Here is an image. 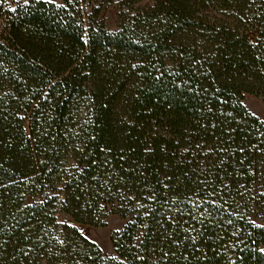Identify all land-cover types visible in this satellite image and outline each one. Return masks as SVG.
Masks as SVG:
<instances>
[{
    "label": "trees",
    "instance_id": "16d2710c",
    "mask_svg": "<svg viewBox=\"0 0 264 264\" xmlns=\"http://www.w3.org/2000/svg\"><path fill=\"white\" fill-rule=\"evenodd\" d=\"M114 1L0 0V264H264V0Z\"/></svg>",
    "mask_w": 264,
    "mask_h": 264
},
{
    "label": "rangeland",
    "instance_id": "374dc122",
    "mask_svg": "<svg viewBox=\"0 0 264 264\" xmlns=\"http://www.w3.org/2000/svg\"><path fill=\"white\" fill-rule=\"evenodd\" d=\"M56 3H63V0H51ZM122 0H115L107 6L104 11V18L110 30H116L119 25V16L121 13ZM3 22L0 19V31ZM246 101L249 108L264 120V101L256 96L246 95ZM104 226L78 225L79 229L91 240L96 242L106 255H114L113 235L121 231L128 219L121 217L119 214H110L106 219ZM260 221V220H259Z\"/></svg>",
    "mask_w": 264,
    "mask_h": 264
},
{
    "label": "water",
    "instance_id": "95a60500",
    "mask_svg": "<svg viewBox=\"0 0 264 264\" xmlns=\"http://www.w3.org/2000/svg\"><path fill=\"white\" fill-rule=\"evenodd\" d=\"M80 225H82V224H80Z\"/></svg>",
    "mask_w": 264,
    "mask_h": 264
}]
</instances>
